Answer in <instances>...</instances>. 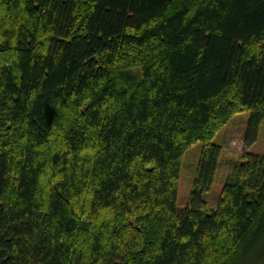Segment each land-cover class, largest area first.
<instances>
[{
    "label": "trees",
    "instance_id": "obj_1",
    "mask_svg": "<svg viewBox=\"0 0 264 264\" xmlns=\"http://www.w3.org/2000/svg\"><path fill=\"white\" fill-rule=\"evenodd\" d=\"M241 112L250 146L264 0H0V264H264V157L205 199Z\"/></svg>",
    "mask_w": 264,
    "mask_h": 264
},
{
    "label": "rangeland",
    "instance_id": "obj_2",
    "mask_svg": "<svg viewBox=\"0 0 264 264\" xmlns=\"http://www.w3.org/2000/svg\"><path fill=\"white\" fill-rule=\"evenodd\" d=\"M251 112H241L234 115L214 138V142L222 146L219 166L211 189L205 193L208 208H216L228 173L234 164L241 161L245 151H250L264 157V120H262L256 141L248 146L245 143ZM203 142L192 145L184 154L180 179L177 206L186 208L190 203L193 183L197 176Z\"/></svg>",
    "mask_w": 264,
    "mask_h": 264
}]
</instances>
